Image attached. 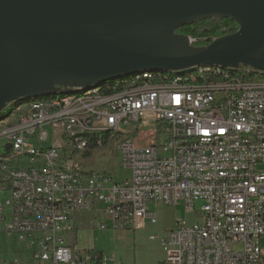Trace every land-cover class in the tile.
Wrapping results in <instances>:
<instances>
[{
  "label": "built area",
  "instance_id": "1",
  "mask_svg": "<svg viewBox=\"0 0 264 264\" xmlns=\"http://www.w3.org/2000/svg\"><path fill=\"white\" fill-rule=\"evenodd\" d=\"M108 124L118 132H98ZM0 142V237L21 244L11 260L0 243V264H108L73 244L74 218L98 210L108 219L102 229L140 230L158 223L153 202L183 204L201 219L176 220L150 237L164 250L160 264H264V76L135 79L24 110L0 128ZM33 147L40 158H19ZM112 147L130 177L85 163Z\"/></svg>",
  "mask_w": 264,
  "mask_h": 264
},
{
  "label": "water",
  "instance_id": "2",
  "mask_svg": "<svg viewBox=\"0 0 264 264\" xmlns=\"http://www.w3.org/2000/svg\"><path fill=\"white\" fill-rule=\"evenodd\" d=\"M226 18L237 29L206 45L178 32ZM209 65L264 72V0H0V113L140 71Z\"/></svg>",
  "mask_w": 264,
  "mask_h": 264
},
{
  "label": "rangeland",
  "instance_id": "3",
  "mask_svg": "<svg viewBox=\"0 0 264 264\" xmlns=\"http://www.w3.org/2000/svg\"><path fill=\"white\" fill-rule=\"evenodd\" d=\"M9 111L0 113V118L7 116ZM51 145V140L42 143L41 147ZM162 145V140H159ZM40 148V147H39ZM167 155L164 153L163 156ZM112 156V158H111ZM19 158L29 159V156ZM88 168L96 172H105L115 180L130 177L132 172L121 166L115 148L102 149L94 157L85 159ZM1 198L4 200L6 194ZM202 201H197L196 207H202ZM101 206V205H100ZM151 212L158 214V224L148 222L140 230L115 228L109 222L107 228L102 229L101 223L108 219L98 210L79 213L73 221L74 231L71 233L73 244L81 249H95L105 258L110 259L108 264H160L164 250L159 240H152V235H161L167 228L174 225L176 220H186L189 224L200 221L194 213H187L183 204L177 206L166 205L162 202L150 204ZM1 249L4 257L13 260L21 252V244L14 237L6 235L0 237ZM165 257V255H164Z\"/></svg>",
  "mask_w": 264,
  "mask_h": 264
},
{
  "label": "bare ground",
  "instance_id": "4",
  "mask_svg": "<svg viewBox=\"0 0 264 264\" xmlns=\"http://www.w3.org/2000/svg\"><path fill=\"white\" fill-rule=\"evenodd\" d=\"M209 66L212 67L214 66L213 68L216 70V72L225 73L226 76L239 75V78H247V77L259 78V75L264 76V72L258 71L254 68H241L239 70V68H223L217 65H209ZM194 69H198L197 79H203V73H204L203 70L208 68L194 67L190 71L186 70V71H174V72L140 71L136 74L131 75L130 77L123 78L120 80H122L123 83H134L135 79H144L145 77H149V76H157L160 77L161 79L183 80V78H188L187 73H191ZM229 71H234V72L240 71L241 73L233 75ZM96 91H98V89L95 88L89 90H81V89L73 88L68 92L60 93L57 95L8 102L6 105V109L3 111V113L8 110L9 113L7 116L0 118V128L5 127V125L8 124L12 119L19 117V115H21L22 111L24 110L46 106L48 105V101H63V99H67V98H86L90 95H93L94 92ZM98 132H118V125L117 124L98 125ZM85 135H86V131H77V138H84ZM0 147H4V144L1 142H0ZM0 150L2 149L0 148ZM23 156H29L28 160H37V158H40V148L33 147L27 150H19V157H23Z\"/></svg>",
  "mask_w": 264,
  "mask_h": 264
},
{
  "label": "trees",
  "instance_id": "5",
  "mask_svg": "<svg viewBox=\"0 0 264 264\" xmlns=\"http://www.w3.org/2000/svg\"><path fill=\"white\" fill-rule=\"evenodd\" d=\"M231 25L236 26L237 24L231 19H208V20H205V21H202V22L190 25V26H185L178 32L190 36L191 38H193L192 43L196 46H200V45H206L207 40L209 38L221 36L222 29H228ZM229 30L231 29H228L226 31H229ZM202 67L208 68V69H204L203 71H211L212 69L215 70L213 68L214 66L213 67L212 66H202ZM197 70L198 69H194L191 73H187L188 78L191 77V78L197 79L198 78ZM224 71H227V70H224ZM229 72H231L233 75L241 73L240 71H237V72L229 71ZM166 74H169V73H166ZM121 83H123L122 80H110V81L102 82L93 88L98 89V91L101 94H108L120 88ZM97 137H99V134H93L91 136V139L95 140ZM84 138H86V135L84 136ZM0 148L2 149L0 150V153L4 152V147H0Z\"/></svg>",
  "mask_w": 264,
  "mask_h": 264
},
{
  "label": "flooded vegetation",
  "instance_id": "6",
  "mask_svg": "<svg viewBox=\"0 0 264 264\" xmlns=\"http://www.w3.org/2000/svg\"><path fill=\"white\" fill-rule=\"evenodd\" d=\"M228 29H231V30L230 31H226ZM228 29H222L221 35H222L223 32H225V33L234 32L237 29V25L236 26L231 25Z\"/></svg>",
  "mask_w": 264,
  "mask_h": 264
},
{
  "label": "crops",
  "instance_id": "7",
  "mask_svg": "<svg viewBox=\"0 0 264 264\" xmlns=\"http://www.w3.org/2000/svg\"><path fill=\"white\" fill-rule=\"evenodd\" d=\"M158 224V223H157ZM165 255V254H164ZM164 255L162 256V258H161V261L164 259Z\"/></svg>",
  "mask_w": 264,
  "mask_h": 264
}]
</instances>
